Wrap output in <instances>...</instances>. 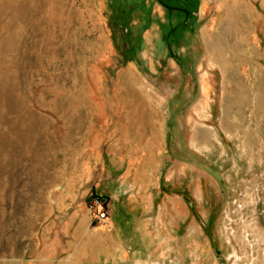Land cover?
<instances>
[{
	"label": "rangeland",
	"instance_id": "obj_1",
	"mask_svg": "<svg viewBox=\"0 0 264 264\" xmlns=\"http://www.w3.org/2000/svg\"><path fill=\"white\" fill-rule=\"evenodd\" d=\"M0 264H264V0H0Z\"/></svg>",
	"mask_w": 264,
	"mask_h": 264
},
{
	"label": "built area",
	"instance_id": "obj_2",
	"mask_svg": "<svg viewBox=\"0 0 264 264\" xmlns=\"http://www.w3.org/2000/svg\"><path fill=\"white\" fill-rule=\"evenodd\" d=\"M106 216H107L106 212L103 211V212H101V213L97 216V218H98V219H99V218L103 219V218L106 217Z\"/></svg>",
	"mask_w": 264,
	"mask_h": 264
}]
</instances>
